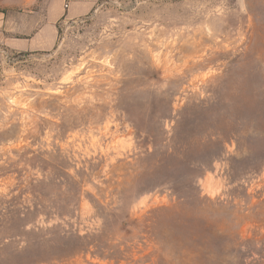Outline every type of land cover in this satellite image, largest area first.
I'll use <instances>...</instances> for the list:
<instances>
[{
    "label": "rangeland",
    "instance_id": "374dc122",
    "mask_svg": "<svg viewBox=\"0 0 264 264\" xmlns=\"http://www.w3.org/2000/svg\"><path fill=\"white\" fill-rule=\"evenodd\" d=\"M264 264V0H0V264Z\"/></svg>",
    "mask_w": 264,
    "mask_h": 264
},
{
    "label": "trees",
    "instance_id": "16d2710c",
    "mask_svg": "<svg viewBox=\"0 0 264 264\" xmlns=\"http://www.w3.org/2000/svg\"><path fill=\"white\" fill-rule=\"evenodd\" d=\"M261 258V260H259V261H257V262H259V264L261 263V261H262V257H260Z\"/></svg>",
    "mask_w": 264,
    "mask_h": 264
}]
</instances>
